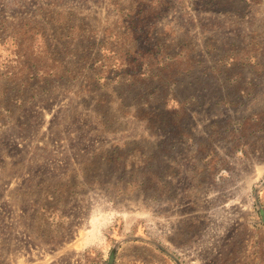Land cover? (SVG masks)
Here are the masks:
<instances>
[{
    "label": "rangeland",
    "instance_id": "1",
    "mask_svg": "<svg viewBox=\"0 0 264 264\" xmlns=\"http://www.w3.org/2000/svg\"><path fill=\"white\" fill-rule=\"evenodd\" d=\"M0 264H264V1L0 0Z\"/></svg>",
    "mask_w": 264,
    "mask_h": 264
},
{
    "label": "trees",
    "instance_id": "2",
    "mask_svg": "<svg viewBox=\"0 0 264 264\" xmlns=\"http://www.w3.org/2000/svg\"><path fill=\"white\" fill-rule=\"evenodd\" d=\"M227 1H232V2H243L245 4H249V5H259L261 4L264 0H227ZM48 49H50V46L48 45ZM51 55L56 53L54 52V50L52 52H50ZM145 55V53H142ZM47 60L50 61V59L47 57ZM133 66V65H132ZM140 64L138 66V69L140 68ZM152 68V67H151ZM133 70L136 71V74L129 76L130 80L131 79H135L137 78L138 80H136L135 82H140V84H147L149 87H151L150 91L145 90L143 92V94H139V101L141 102V106L142 109L140 110V112H138V115L136 118L141 119L142 121H145L146 124L150 127H152L153 129L156 128L157 125L161 124L164 122V119H162V111L166 108V103L168 102V97H170V95L168 94L166 96L165 94V99L161 98L160 104L163 105V107H161V105L158 106V94H161V97H164V89L160 90L159 92L153 88L154 86L152 84V81L156 80L155 77L153 75H151L150 73H141L139 70ZM142 78V79H139ZM157 78V77H156ZM160 81V80H158ZM173 84L169 83V87L165 88L167 90V92H171L172 90L174 91V88H170ZM147 87V86H146ZM145 88V87H144ZM86 92H88V89L86 90ZM158 92V93H157ZM171 96H174V94H171ZM174 98V97H173ZM151 101H153L151 103ZM181 104V103H178ZM261 217H263V213L261 210H259Z\"/></svg>",
    "mask_w": 264,
    "mask_h": 264
}]
</instances>
